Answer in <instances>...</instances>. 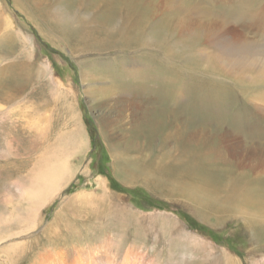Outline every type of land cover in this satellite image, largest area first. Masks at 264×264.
Listing matches in <instances>:
<instances>
[{"label": "rangeland", "instance_id": "rangeland-1", "mask_svg": "<svg viewBox=\"0 0 264 264\" xmlns=\"http://www.w3.org/2000/svg\"><path fill=\"white\" fill-rule=\"evenodd\" d=\"M19 1L24 9L17 6L15 0H0V239L12 237V240L7 238L0 243V264H35L36 258L16 255L15 244L36 237L63 209L72 210L70 214L59 217V227L54 226L55 231L64 229L66 247L63 249L87 248V239L79 246L71 245L72 236L82 241V237L89 238L91 235L99 247L102 238L110 235L119 243L114 252L120 254L129 245L147 255L155 264H192L191 253L199 254L197 264H225L227 252L232 257L231 264H264V250L256 242L257 234L244 226L242 217L228 216L223 220V214L218 213L221 216H218L219 221L211 216L209 224L197 219H201L197 208L181 195L169 197L142 175H137L132 183L125 182L127 170L120 173L110 151L112 148L119 154L122 149L125 152L129 148H137L128 140L136 124L134 117L129 115L133 107L125 101L127 99H117L118 104L115 95L106 93L109 83L100 75L106 76L110 71L115 75L120 69L115 71L112 68L117 69L121 65L131 67L133 64L127 58L123 62L121 58L118 60V51L115 52L117 56L84 52L74 44L66 43L63 36L68 39L70 36L66 34L73 35L71 30L64 35L55 32L50 17L38 16L37 13L32 16L30 11L39 5L37 1ZM164 6L175 10L179 19L182 13L188 15L184 27L192 35L186 36L189 40L185 37L181 39L177 47L182 51L179 53V64L183 70V80L177 86H174L173 78L160 84L155 75L156 66H148L152 84L158 87V95L168 105V97L178 93L176 88L190 83L193 67L195 78H200L202 84L200 95L218 94L216 101H221L223 106L220 103L214 105L221 110L223 117L235 118L236 112L240 120L245 119L246 112L253 110L247 99L236 91V84L229 77L220 76L218 74L221 73L205 67L202 55L196 65V56L189 52L193 37H197L194 47H199L205 54L213 49L204 42L205 31L213 33L212 37H220L222 45L232 44L242 36L264 45L262 39L255 36L259 33L256 26L246 27L243 23L247 22V16L241 18L244 11H264V0H164ZM134 64L136 67L144 66L140 61ZM143 78V75L137 77V83ZM160 80L168 81L165 76ZM232 81L235 82V78ZM167 85L171 96L167 95ZM254 92L257 90L247 93L248 97ZM216 111L209 108L201 121L210 118ZM76 113L82 125L76 122ZM249 120L252 121V118ZM130 121L134 123L129 124ZM226 124L222 125L218 137L221 133H228L226 143L230 151L226 154L231 158L230 165L234 171L238 173L252 164H264L261 144H257L256 139L246 141ZM166 125V118L160 117V137L156 135L150 151L163 142ZM205 133L212 135L200 131V137ZM172 143L169 141L164 150L151 152L154 163L159 161L163 164L167 160L164 158L165 151L173 146ZM166 164L169 168V163ZM73 166L76 169H71ZM70 171L73 173L69 183L59 192L60 180L67 178ZM249 172L246 173L251 176ZM233 175L234 179L240 180V175ZM99 179L104 180L106 192L97 186ZM54 189L59 194L56 193L51 201L42 206L43 200ZM82 191L107 195L106 199L94 205L97 218H89L91 212H87V207H78L79 202L74 197ZM28 207L34 211L23 213ZM120 209H129L134 217L126 219L128 212H121ZM67 217L77 223L78 232L68 231ZM84 219L95 231L91 233V230L85 229L86 226L81 224ZM34 226L36 229L31 234L13 240L17 233ZM190 235L196 239V247L191 245ZM202 241L209 244L197 249Z\"/></svg>", "mask_w": 264, "mask_h": 264}, {"label": "bare ground", "instance_id": "bare-ground-1", "mask_svg": "<svg viewBox=\"0 0 264 264\" xmlns=\"http://www.w3.org/2000/svg\"><path fill=\"white\" fill-rule=\"evenodd\" d=\"M29 1H37L39 4L30 11L32 16L37 13L38 16L50 17L54 23L55 32H60V34L64 35L70 30L73 32L74 36L65 33L71 39L63 36L66 43L74 44L84 52L95 51L99 54L104 52L107 53L105 55H116L115 52L118 51L120 53L117 57L118 60L121 58V62H123L127 58L131 61V65L133 64L131 67L121 65L117 69L112 68L115 71L120 69L117 73L115 72V75L111 71L106 76L100 75L108 80L106 93L115 95L116 100L127 99L125 101L130 102L133 107L129 115L134 117L136 124L133 125L132 133L129 132L132 135L128 140L131 145L135 143L137 148L132 147L125 152L122 149L119 154L112 148L110 151L113 162H117L118 164H116L119 165L120 173H122L121 170L132 172L126 171L125 182L127 184L132 183L137 175H142L156 189L169 195V197L174 194L181 195L193 207L197 208V213L201 217V219H197L207 223H209L211 216H214L215 221H219L218 216L221 213L224 216L223 220L228 216L242 217L244 226L257 234L256 242L260 249L264 250V164L261 162L256 165L252 164L249 166L250 168H245L242 172L237 171L238 173H236L231 166V158L229 159V155L226 154L227 151H230L226 143L228 133H221L218 137L222 131V125L227 122L226 127L229 126L231 131L240 133L246 141L256 139V143L261 144L260 149L264 152V45L249 40L247 36L237 38L232 44L222 45L219 43L220 37L216 35L212 37L210 35L213 33L205 31L204 42L213 48L212 50L207 49V54H205L199 47H194L197 37H193L194 42H191L192 50L189 54L196 56L195 64H198V57L202 55V60L206 62L204 66L221 73L218 74L220 76L229 77L231 82L236 84V91L247 99V104L253 110L247 111L243 120H240L239 113L236 112H234L235 118L234 116L229 118L225 115L223 117L220 113L221 110L219 111L214 105V103H220L223 106L221 101H216L218 94L214 95L212 92L203 93V96L200 95L203 88L200 84V78L197 79L194 76L195 68L193 67H191L190 83L176 88L178 93L174 97H168V105L164 98L158 95L157 85L152 84L148 66H156L155 75L160 84L168 83L173 78L175 80L174 86H177L178 82L183 80V76L181 78L183 70L179 64V53L182 51L178 50L177 47L180 46L181 39L185 37L186 40H189L186 36L192 35V32L186 31L184 27L188 18L186 13H182V18L179 19L175 10H169L167 6L165 8L164 0ZM15 4L22 9L25 8L19 0H15ZM259 10L253 13L244 11L241 18L244 19L247 16L245 19L247 22L243 25L246 27L256 26L259 33L255 36L264 42V11ZM137 61L143 63L144 66L136 67L134 62ZM84 74L87 76V72ZM141 75L144 78L139 81L140 83H137L136 78ZM164 76L167 77V82L160 80ZM232 78H235V82L232 81ZM255 89L257 92L248 97L247 93ZM162 92L166 93V90H162ZM167 95H172L168 85ZM150 102L153 103L151 106L155 107L150 108L151 106L147 105ZM209 108L218 111L212 113L210 118L201 121L209 112ZM75 117L76 122L82 125L77 113ZM160 117H165L167 120L163 142L161 141L155 149L150 151L156 135L160 137V126H158ZM250 118L252 121L249 120ZM200 131L210 132L212 135L208 136L205 133L200 137ZM169 141L173 142V146L168 147V150L165 151L167 157L164 156V158L167 160L162 162L163 164L159 161L154 163L151 152L164 150ZM130 143L129 146L131 147ZM166 163H169V168ZM71 169L76 168L73 166ZM247 170H250L251 173ZM246 172L253 176L252 180V177ZM72 173L70 171L67 178L60 180L59 192L69 183ZM233 173L240 175V180L234 179ZM96 184L105 191L104 180L99 179ZM56 193H58L56 189L50 191L41 203L42 206L51 201ZM106 197V194L95 195L82 191L77 193L74 198L79 202L78 207L80 205L84 208L87 207V212H91L89 218L94 216L95 219L97 216L94 205L102 202ZM68 198L72 197L69 196ZM70 205L72 206V201ZM35 209L38 211V208L35 207ZM32 210L31 207L24 208L23 213ZM120 210L121 212H128L126 219L133 215L129 209ZM69 211L72 210L63 209L56 216L57 218L43 227L42 231L33 239L20 240L16 243L14 253L20 257L36 258L35 264H155L147 255L129 245L120 254L114 252L116 251L114 248L118 247L119 243L110 235L102 238V244L99 247L95 245L94 237L92 238L91 235L89 238L82 237V241L81 238L72 236L71 245L79 246L87 239L89 241V243H85L87 248L63 249L66 247L64 229L60 228L55 231L54 226L59 227V217L70 214ZM81 224L86 226L85 229L91 230V233L95 231V228H89L85 219L82 220ZM66 227L68 231L72 232L74 230L78 232L79 229L77 223L68 217ZM35 229L36 226L25 232H19L13 237V240L16 241L15 239L19 237L20 239L24 238ZM170 232L172 231L170 230ZM249 235L254 238L252 234L249 233ZM7 238L12 240L10 236L4 237L0 239V243ZM189 239L191 245L196 247V239L192 235L189 236ZM61 241L62 243H60ZM205 244H209L208 241L199 242L197 249H203ZM97 251L101 253L98 254ZM190 255L191 263L194 264L198 260L199 254L191 253ZM226 257L225 264H231L232 257L228 252Z\"/></svg>", "mask_w": 264, "mask_h": 264}]
</instances>
